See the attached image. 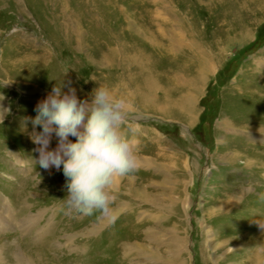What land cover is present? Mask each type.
<instances>
[{"label": "rangeland", "instance_id": "rangeland-1", "mask_svg": "<svg viewBox=\"0 0 264 264\" xmlns=\"http://www.w3.org/2000/svg\"><path fill=\"white\" fill-rule=\"evenodd\" d=\"M61 81L129 101L139 168L116 180L106 225L66 215L62 168L34 161L23 118ZM0 97V202L20 222L42 212L0 233L5 264L41 248L46 264H255L264 250V0H0Z\"/></svg>", "mask_w": 264, "mask_h": 264}, {"label": "clouds", "instance_id": "clouds-1", "mask_svg": "<svg viewBox=\"0 0 264 264\" xmlns=\"http://www.w3.org/2000/svg\"><path fill=\"white\" fill-rule=\"evenodd\" d=\"M128 109V99L103 82L98 81L88 98L80 99L71 82L61 81L37 102L34 117L23 118L25 126H32L35 163L45 170L62 167L66 215L116 216L114 184L139 168L137 129L125 127ZM53 134L55 148L50 147ZM256 223L264 230V221Z\"/></svg>", "mask_w": 264, "mask_h": 264}, {"label": "bare ground", "instance_id": "bare-ground-1", "mask_svg": "<svg viewBox=\"0 0 264 264\" xmlns=\"http://www.w3.org/2000/svg\"><path fill=\"white\" fill-rule=\"evenodd\" d=\"M0 103H4V101H0ZM1 117V116H0ZM173 157V156H171ZM62 168V167H61ZM15 178V177H14ZM122 206H126V202H124L122 204ZM125 208V207H123ZM15 206H14V203H12L11 201L9 200H5L3 202H0V233L2 231H7L12 225H19L20 223L23 224L25 226V232H28L30 229H33L36 227L38 221H39V216L41 215L42 212H38L36 213V215H34L35 213L32 212L31 215H25V217L23 218V220L20 222L18 220L17 217H14V215H16V210H15ZM23 213H26L25 211ZM18 216V214H17ZM112 218H106L104 220H102V225H106L107 222L109 220H111ZM92 220V219H91ZM97 221V219H96ZM98 223V222H97ZM100 227H101V224H100ZM92 228H93V225H92ZM96 230H97V226H95ZM99 228V227H98ZM42 230V228H41ZM90 230V229H89ZM94 230V228L92 229ZM40 231V230H38ZM100 232V231H99ZM98 232V233H99ZM264 232V231H263ZM88 233V232H87ZM95 233V232H94ZM43 234V233H42ZM90 235V234H89ZM93 234H91L92 236ZM97 235V234H96ZM257 236V235H256ZM91 238V237H90ZM98 238V237H97ZM96 238V239H97ZM36 240L35 241H42L39 239L37 240V237L35 238ZM41 239V238H40ZM95 239V240H96ZM70 240V239H69ZM92 240V239H91ZM72 241V240H71ZM186 239H185V246L187 245L186 244ZM43 244H44V241H43ZM182 245V244H181ZM263 245V244H262ZM43 246V245H42ZM184 246V244H183ZM184 246V247H185ZM252 246V245H251ZM264 246V245H263ZM255 247V246H254ZM261 247V246H260ZM259 247V250L255 253L254 252V263L255 264H264V250H261ZM5 245H1L0 244V264H5L6 263V259H5ZM263 249V248H262ZM29 250V249H28ZM31 251H35L34 254V259L31 260V259H21V258H17V262L15 264H46V261L48 262V256H46L45 254L42 256V253L43 252H40V251H43V249H31ZM46 251H44L45 253ZM29 254V253H28ZM31 254V253H30ZM25 255V254H24ZM28 256V255H27ZM250 257V256H249ZM31 258V257H30ZM251 258V257H250Z\"/></svg>", "mask_w": 264, "mask_h": 264}]
</instances>
